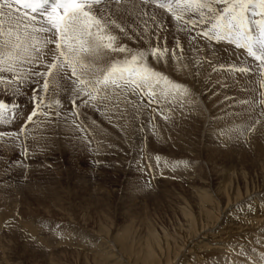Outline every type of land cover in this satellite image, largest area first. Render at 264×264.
<instances>
[{"label":"rangeland","instance_id":"374dc122","mask_svg":"<svg viewBox=\"0 0 264 264\" xmlns=\"http://www.w3.org/2000/svg\"><path fill=\"white\" fill-rule=\"evenodd\" d=\"M163 12L157 10L165 21L161 37L169 49L178 40L183 51L176 49L178 59L169 52L166 62L150 58V63L186 85L190 93L158 104L145 98L138 108L127 105L98 111L81 106L73 123L69 97L60 92L53 97L64 105L59 118L34 117L36 123L29 122L19 140L0 142V264H94L109 257V262L144 264L137 254L149 231L168 239L164 247L171 258L178 247L190 258L201 253L197 244L219 248L223 241L226 245L230 238L225 232L230 228L235 235L230 240L248 245L236 237V214L225 216L224 222L227 213L222 207L227 191L234 194L243 181L252 189V183L264 175V123L243 136L233 133L231 139H222L219 132L254 123L264 107L254 101L262 98L264 89L259 87L258 74L230 72L220 66L254 68L256 62L243 49L246 56L224 42L209 44L226 49L228 60L208 61L211 57L205 52L198 56L185 45L191 41L189 34L177 31L170 14ZM124 19L131 38L122 36V41L129 48L146 47L133 33L143 31V21L154 28L152 21L137 19L135 14ZM152 43L155 46L157 41ZM30 94V88L19 95L0 91V100L22 106L11 124L0 123V131L19 132L32 109ZM226 181L230 184L225 188ZM197 191L212 197L214 216L219 213L211 231L201 230ZM187 210L196 219L197 240L188 237L192 229L180 213ZM263 231H257L261 241ZM237 246L245 251L244 245ZM257 246L264 249L263 243ZM221 251L207 254L211 259L202 263L228 261ZM256 251L259 256L260 250Z\"/></svg>","mask_w":264,"mask_h":264},{"label":"snow or ice","instance_id":"6c2138e0","mask_svg":"<svg viewBox=\"0 0 264 264\" xmlns=\"http://www.w3.org/2000/svg\"><path fill=\"white\" fill-rule=\"evenodd\" d=\"M157 10L170 14L177 31H185L191 40L243 49L256 62L254 68L221 65V70L258 74L259 87L264 89V0H0V91L19 95L30 88L32 105L19 132L0 131V142L19 140L28 123H36L34 117L59 118L64 105L53 97L60 92L69 97L73 123L81 106L119 110L127 105L138 108L145 98L158 104L161 99L188 95L186 85L150 63V58L166 62L169 52L178 59L176 49L183 51L178 40L169 49L161 37L165 21ZM133 14L155 25L151 28L143 21V31L133 33L146 47L133 49L122 41V36L131 38L124 15ZM260 95L254 102L264 106V92ZM18 110H22L18 103L0 100V123L11 124ZM260 117L264 107L246 128L221 130L219 135L231 139L233 133H252L264 123ZM241 264H264V251Z\"/></svg>","mask_w":264,"mask_h":264},{"label":"bare ground","instance_id":"6f19581e","mask_svg":"<svg viewBox=\"0 0 264 264\" xmlns=\"http://www.w3.org/2000/svg\"><path fill=\"white\" fill-rule=\"evenodd\" d=\"M201 40L202 39L197 38L195 40L187 41L185 45L189 50L196 51V54L198 56H200V55L203 56L202 55L203 53L201 54L200 52H205L208 55L210 54L209 56L211 57V59L209 58V56L207 57L205 55L207 58L210 59L208 61H215V62L219 61L218 63H222V62L229 59V54L227 53L226 49H224L222 46H218V45L216 46V44L213 46L212 44H209V42L206 43L203 40L202 41ZM202 49H203V51H201ZM238 51H239V53L242 54V56H246L245 53L242 51V49L238 50ZM188 52H186V53H188ZM230 59L233 60L232 57ZM206 65H207V63H206ZM193 67H194V65H193ZM190 84H191V82H190ZM261 167H262L261 168L262 171H264V165H262ZM227 183L230 184V181L225 182V188H226ZM252 184H253L252 189H250L251 188L249 186L250 184L247 185V182L243 181V183H238V187L236 188L234 194L230 195L229 192L227 191V193L225 194L226 195L225 196V203H224V206L222 207L224 214L227 213L226 215H224V217H222L224 222H226L225 216L236 214L235 218H233L234 223H235V227L233 229L235 231H237L235 233L236 237L241 241L244 240L243 242H245V243L248 241V245L243 244V243L238 244L237 240H236L237 242H235L234 240H230V239H232V237L233 238L235 237V235L232 234V232L230 233V231L232 230V228H230V229H227L225 232V235L227 236V238H230V239H228V243H226V245H222L223 244L222 243L223 241H222L219 243V248H214V246L210 248L208 244L202 245V243L200 242L201 244L196 245V248H197L196 250H198V252H201V253H196L195 255H193L195 257V260H193V258H192L193 256H191L189 258L187 256V254L181 253L180 247H178V248H175V251L173 252L175 256H173V258H171V256H169V254H168L169 252L166 253L167 247H166V249L164 247V244L168 241V239L165 238V240H163L161 237H159L153 231H149V232H147L148 233L147 238H144L143 240H141L142 241L141 244L143 247L139 248V252L137 255L141 254V259L143 260L144 264H146V263L147 264H203L202 260L204 261V258H206V260H207L211 257V255H210V257L207 258V254L209 255L210 253H214V251H219V250L220 251L222 250L221 252L223 254H225L224 257H226V259L228 260L226 262H221L220 264H232L233 260H235V264H237L236 262L241 264V261L244 260L248 256H257L258 257L256 250L258 249V250H260V252L264 251V249L261 250V248L259 246H257V244H260L261 240L263 239V238L261 240L259 239L260 235L257 233V231L260 232L261 230H264V203L262 205L258 202L260 199H262L264 202V199H263L264 198V175L262 174L261 180H258L257 182H254ZM197 198H198V202H197L198 203L197 204L198 215H197V217L199 216L198 217L199 221L203 223L201 230L202 231H205V230L211 231V228L213 226H216V223L219 220V218H218L219 213L216 212V216H214L215 213H213V211L215 210V206L213 207V204H212L213 200L211 201L212 197H210L205 191H197ZM223 200H224V198H223ZM216 205H218V204H216ZM255 205H256V207H255ZM231 208L232 209L234 208L235 212L230 211ZM189 210L182 211L180 213L183 214V217L190 224L189 226H191L189 229H192V230L188 231V232H190L188 234L189 235L188 237L192 238L193 240H197V238H200V237H197V235L200 236V232L195 229L194 221H196V219H194V215L192 216V213ZM216 211H217V206H216ZM248 229H250V230L248 231ZM197 231L199 232L198 234H196ZM186 232H187V230H186ZM263 233H264V231H263ZM127 238L130 239L129 237H127ZM126 242H127V240H126ZM169 245L170 244L168 243V246ZM237 245H241V246L244 245L245 251L243 252L244 253L243 256L239 255L240 251H239ZM253 246L255 248V251L253 249ZM192 247L195 248L194 246H192ZM143 248H145L146 250L143 251ZM165 250H166V252H165ZM241 251H243V250H241ZM236 253H237V255L234 257L233 254H236ZM176 258H178L177 261H176ZM109 260H110V257L109 258H102L101 263L97 260V261H94V264H123L122 262H120L121 260L118 261V260L112 259L111 262H109ZM219 261H221V260L219 259ZM207 263H209V262H207ZM137 264H139V261ZM210 264H213V263H210Z\"/></svg>","mask_w":264,"mask_h":264}]
</instances>
